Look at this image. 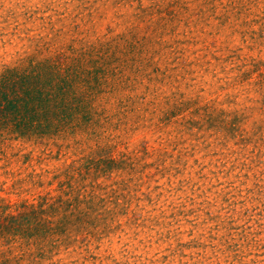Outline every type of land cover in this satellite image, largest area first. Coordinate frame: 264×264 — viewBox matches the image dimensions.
Listing matches in <instances>:
<instances>
[{
	"label": "clouds",
	"instance_id": "clouds-1",
	"mask_svg": "<svg viewBox=\"0 0 264 264\" xmlns=\"http://www.w3.org/2000/svg\"><path fill=\"white\" fill-rule=\"evenodd\" d=\"M0 264H264V0H0Z\"/></svg>",
	"mask_w": 264,
	"mask_h": 264
}]
</instances>
